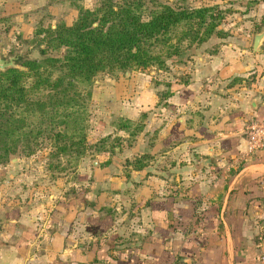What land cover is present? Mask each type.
Listing matches in <instances>:
<instances>
[{"label":"crops","instance_id":"1","mask_svg":"<svg viewBox=\"0 0 264 264\" xmlns=\"http://www.w3.org/2000/svg\"><path fill=\"white\" fill-rule=\"evenodd\" d=\"M244 11L193 48L184 79L167 72L160 112L148 83L132 96L149 116L119 157L99 153L93 173L31 195L0 178V264H264V147L247 151L248 126L264 119V49L251 28L264 0ZM160 148L159 174L153 161L122 173L123 160Z\"/></svg>","mask_w":264,"mask_h":264},{"label":"trees","instance_id":"2","mask_svg":"<svg viewBox=\"0 0 264 264\" xmlns=\"http://www.w3.org/2000/svg\"><path fill=\"white\" fill-rule=\"evenodd\" d=\"M223 12L218 4L100 0L93 8L79 6L71 24L36 28L33 40L40 58L20 54L16 61L21 60L23 69L0 71V163L19 150L30 154V141L38 137L50 138L58 150L83 144L86 99L96 75L116 76L150 66L163 70L174 58L183 62L189 49L218 33ZM118 120L119 128L132 124L126 118ZM140 124H135L137 131ZM154 157L144 152L125 163L142 169Z\"/></svg>","mask_w":264,"mask_h":264},{"label":"rangeland","instance_id":"3","mask_svg":"<svg viewBox=\"0 0 264 264\" xmlns=\"http://www.w3.org/2000/svg\"><path fill=\"white\" fill-rule=\"evenodd\" d=\"M160 1L171 4H187L189 6L218 4L224 12L217 26L218 33L212 36L220 37L226 34L223 27L235 25L234 20L238 23L237 17L241 16L242 13L245 12L244 10L248 11V9L254 7L258 0H226L224 2L225 4L221 2L212 3L209 2L210 0ZM99 2L100 0H0L1 56L7 58L21 51L22 54L26 55V59L35 57L40 58L39 46L33 40L35 38L34 31L36 28L39 26L54 27L55 24L59 22L71 24L78 14L79 6L82 5L93 8L97 6ZM261 18L262 17H259L257 21H253L251 28L254 32L259 31L261 27L264 26V23H261ZM194 47L187 51L188 53L184 56L183 62H178L177 59L174 58L169 61L168 68L163 70L150 66L140 70L119 72L117 75L115 74L116 76L108 73H99L96 75L90 86L91 94L86 99L85 142L81 145H72V147L67 150H58L53 141L48 137H41L40 139L38 137L36 140L31 139L30 142L31 146H33V150L30 154H26L24 150H19L8 160L0 163L1 167L21 159L19 165L13 168L12 172L8 174L3 173L0 178L7 179L5 175L11 178L12 183L10 188L13 189L14 193H18L22 190H28L29 192L27 194H32L38 190L46 192L49 190V186L54 180H57V182L61 184L60 186L64 188V183L67 182L66 179H74V177H77V175L84 170H91L90 173H93L94 164H92V162L95 158H98L97 156L99 153L105 152L104 155L108 157V160L111 159L113 155L119 157L120 155L117 154L118 147L121 149L123 146L130 145L136 140L138 135L145 130L146 117L149 116L148 110L140 109L139 104L133 102L132 96L143 94L144 85L148 83L149 87L147 90L154 92L158 98L156 104L151 109L154 110V112H160L159 106L163 101L162 96L169 91L167 88L160 89L162 87L160 84L166 85L167 83L164 81V76H167V72H169V76L173 79L176 77L184 79L185 73L180 67L186 64L191 65V60L193 59L191 53ZM151 70H153V74L150 72ZM131 80L133 82H131ZM134 82L137 84V87H132L131 84ZM137 89H139V91H137ZM120 117L131 120V126L128 125L125 128L116 127L115 124L120 122L118 120ZM102 121L109 126H114L113 129H115L116 132L113 131L107 135L104 133V130L98 129ZM136 122L141 123L140 125L142 127L140 131H137ZM154 126L155 124H153L150 129L152 127L154 128ZM62 128L63 127L60 126V129ZM106 128L108 127L106 126ZM134 129L137 131L135 134L132 133ZM117 131H122L123 135L117 134ZM153 132L156 135V141H158L159 131L154 130ZM34 141H38V143H34ZM66 141L69 146L68 139H66ZM23 144H25V142ZM161 153V148L154 153L155 157L152 162V165L155 164L152 166L154 175L159 174L155 173V170L162 168L161 162L157 160ZM121 156L123 155L121 154ZM121 164L123 174L131 170L130 166L125 163V160H123ZM77 188H80V185H78Z\"/></svg>","mask_w":264,"mask_h":264},{"label":"built area","instance_id":"4","mask_svg":"<svg viewBox=\"0 0 264 264\" xmlns=\"http://www.w3.org/2000/svg\"><path fill=\"white\" fill-rule=\"evenodd\" d=\"M264 147V119L248 126L247 151L255 153ZM264 257V256H263Z\"/></svg>","mask_w":264,"mask_h":264},{"label":"water","instance_id":"5","mask_svg":"<svg viewBox=\"0 0 264 264\" xmlns=\"http://www.w3.org/2000/svg\"><path fill=\"white\" fill-rule=\"evenodd\" d=\"M264 44V26L261 27L259 31H256L253 36V49L255 51H258L261 46ZM22 54L21 51H18L7 58H3L1 56L0 52V71L4 70L8 67H18L20 69H23L24 66L20 64L18 61H16L17 56Z\"/></svg>","mask_w":264,"mask_h":264},{"label":"flooded vegetation","instance_id":"6","mask_svg":"<svg viewBox=\"0 0 264 264\" xmlns=\"http://www.w3.org/2000/svg\"><path fill=\"white\" fill-rule=\"evenodd\" d=\"M23 56H26L25 54H22ZM21 60H19V62H20Z\"/></svg>","mask_w":264,"mask_h":264}]
</instances>
